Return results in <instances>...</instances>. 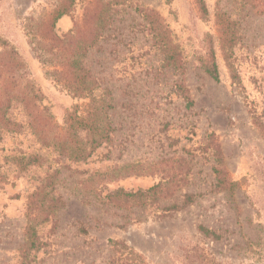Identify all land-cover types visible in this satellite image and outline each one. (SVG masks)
Segmentation results:
<instances>
[{"label":"rangeland","instance_id":"1","mask_svg":"<svg viewBox=\"0 0 264 264\" xmlns=\"http://www.w3.org/2000/svg\"><path fill=\"white\" fill-rule=\"evenodd\" d=\"M61 1L0 0V38L50 124L63 128L89 99L47 74L29 31ZM89 1L76 0L58 34L82 22ZM204 2L206 15L198 0L111 6L85 63L112 90L114 129L88 158L41 140L21 104L10 110L20 131L0 122V264H182L196 246L225 261L257 260L247 248L264 249V0ZM211 47L219 80L206 71ZM30 155L38 161L22 168L17 158ZM153 186L140 199L120 193Z\"/></svg>","mask_w":264,"mask_h":264},{"label":"trees","instance_id":"2","mask_svg":"<svg viewBox=\"0 0 264 264\" xmlns=\"http://www.w3.org/2000/svg\"><path fill=\"white\" fill-rule=\"evenodd\" d=\"M116 1L90 0L84 7L82 22L77 23L67 33L58 34L55 30L58 20L64 15L70 14L76 4V0H62L48 14L45 21L29 28L33 39L37 41L34 49L41 62L50 68L47 70V74L74 96L89 99L84 114H79L78 110L68 113L63 128L57 124H50L51 116H46L41 109L38 93L33 92V87L28 82L21 81L23 75L20 70L23 64L17 58V53L12 48H8L7 43L0 38V122L4 130L14 132L23 128V124L11 119L10 116L11 108L18 103L23 107L30 126L35 127L34 131L39 134L41 140L45 143H48L50 139L53 140L57 148L63 152L68 150L70 157L76 160L88 158L104 142L111 139V132L114 129L109 114V110L114 107L112 90L98 84L93 72L85 63V56L103 35L105 24L112 16L111 6ZM198 3L203 14L206 15L208 9L204 0H198ZM228 22L226 20L221 22L223 32L233 35L231 24ZM41 26H43L42 30ZM38 49H42V51L38 52ZM206 71L215 80L220 79L213 47L210 48ZM99 89L100 92H97ZM3 128L0 129V138ZM83 133L87 139L83 138ZM17 159L19 165L25 168L38 161L39 158L30 155L28 157L20 156ZM232 186L233 184L230 185V190H232ZM155 188L153 186L147 190L139 189L130 192L121 191L120 193L128 198L140 199ZM191 201L192 196L187 195L186 203ZM28 228L30 247H37L34 226L30 224ZM198 230L206 237L221 239V234L203 224L198 225ZM248 244L247 250L251 249L258 255L257 260L251 263L225 261L214 253H208L200 246H196L192 250H186L187 254L183 258L182 264H264L263 247L255 241H250ZM254 246L256 248H253ZM260 246L262 248H257Z\"/></svg>","mask_w":264,"mask_h":264}]
</instances>
